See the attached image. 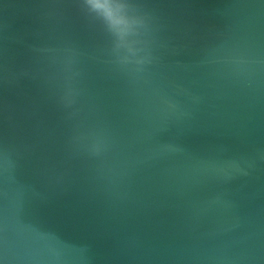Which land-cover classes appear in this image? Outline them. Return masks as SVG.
Instances as JSON below:
<instances>
[{"label":"water","instance_id":"water-1","mask_svg":"<svg viewBox=\"0 0 264 264\" xmlns=\"http://www.w3.org/2000/svg\"><path fill=\"white\" fill-rule=\"evenodd\" d=\"M137 7L0 0V264H264V0Z\"/></svg>","mask_w":264,"mask_h":264},{"label":"snow or ice","instance_id":"snow-or-ice-1","mask_svg":"<svg viewBox=\"0 0 264 264\" xmlns=\"http://www.w3.org/2000/svg\"><path fill=\"white\" fill-rule=\"evenodd\" d=\"M84 7H88L95 11L104 10L111 18V13H107V9L122 10L119 23L114 24L116 29V46L117 48L127 47L130 52L136 51V45L141 43V36L137 30V24L143 23L140 10L137 7V0H77ZM95 41L104 46L106 50L111 49L112 41L101 33H95Z\"/></svg>","mask_w":264,"mask_h":264}]
</instances>
